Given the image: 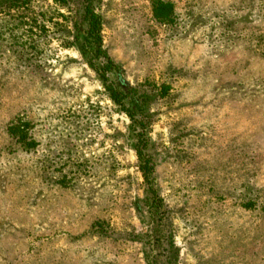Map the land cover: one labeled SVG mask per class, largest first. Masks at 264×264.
Wrapping results in <instances>:
<instances>
[{"label": "rangeland", "instance_id": "rangeland-1", "mask_svg": "<svg viewBox=\"0 0 264 264\" xmlns=\"http://www.w3.org/2000/svg\"><path fill=\"white\" fill-rule=\"evenodd\" d=\"M0 264H264V0H0Z\"/></svg>", "mask_w": 264, "mask_h": 264}, {"label": "trees", "instance_id": "trees-1", "mask_svg": "<svg viewBox=\"0 0 264 264\" xmlns=\"http://www.w3.org/2000/svg\"><path fill=\"white\" fill-rule=\"evenodd\" d=\"M86 16L89 19L90 30L92 35H98L97 33L99 28V17L98 15L92 11L90 8L86 9Z\"/></svg>", "mask_w": 264, "mask_h": 264}]
</instances>
